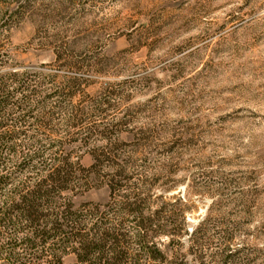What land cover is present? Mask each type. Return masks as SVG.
<instances>
[{"label": "rangeland", "instance_id": "obj_1", "mask_svg": "<svg viewBox=\"0 0 264 264\" xmlns=\"http://www.w3.org/2000/svg\"><path fill=\"white\" fill-rule=\"evenodd\" d=\"M0 81L23 109L8 129L31 112L27 135L83 167L100 132L126 144L130 183L161 196L150 209L185 216L161 240L171 264H264V0H0Z\"/></svg>", "mask_w": 264, "mask_h": 264}, {"label": "trees", "instance_id": "obj_2", "mask_svg": "<svg viewBox=\"0 0 264 264\" xmlns=\"http://www.w3.org/2000/svg\"><path fill=\"white\" fill-rule=\"evenodd\" d=\"M27 75L15 71L9 76L21 90ZM7 88L0 81V127L6 129L9 106L17 103L23 110L13 101L16 89ZM27 114L10 118V126L18 130L0 133V260L66 264L63 257L71 254L75 264H171L160 249L161 240H181L187 234L185 216L167 211L169 201L150 209L161 196L153 198L144 181L138 187L130 183V161L120 153L126 144L110 139L112 131L111 136L100 132L108 146L92 150L93 161L86 168L72 161L61 143L42 144L28 136L22 129L31 112ZM18 139L26 142L17 145ZM102 186L108 191L106 203L73 208L70 196Z\"/></svg>", "mask_w": 264, "mask_h": 264}]
</instances>
